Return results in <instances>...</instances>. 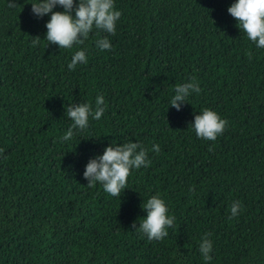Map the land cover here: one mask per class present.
<instances>
[{
  "label": "trees",
  "instance_id": "16d2710c",
  "mask_svg": "<svg viewBox=\"0 0 264 264\" xmlns=\"http://www.w3.org/2000/svg\"><path fill=\"white\" fill-rule=\"evenodd\" d=\"M32 2L0 0V264H264V48L229 14L235 0H115V35L94 29L71 49L44 39L50 14L34 15ZM80 49L88 63L70 71ZM193 78L199 94L170 106ZM99 95L103 116L62 140L66 108H95ZM205 108L228 121L216 141L190 126ZM129 141L160 152L132 170L121 198L89 187L87 163ZM157 194L175 221L150 241L136 228Z\"/></svg>",
  "mask_w": 264,
  "mask_h": 264
},
{
  "label": "clouds",
  "instance_id": "9594fccd",
  "mask_svg": "<svg viewBox=\"0 0 264 264\" xmlns=\"http://www.w3.org/2000/svg\"><path fill=\"white\" fill-rule=\"evenodd\" d=\"M32 12L38 17L50 14L46 24V39L49 44L59 45L60 49H71L74 45H83L88 40L90 33L96 29L115 35L116 24L122 13L116 9L115 0H33ZM62 6L63 11H54L57 6ZM17 6L16 0H9L8 7ZM73 10L75 15H73ZM229 14L238 22L237 27L242 30L247 39L254 42L258 48H264V0H235L228 8ZM41 37L35 36L33 45H38ZM48 44V45H49ZM96 46L100 50H111L112 45L107 36L98 39ZM251 59V52L248 53ZM86 50L80 49L74 53L68 64L70 71L75 70L78 64H87ZM201 91L199 83L193 78L190 82L177 84L175 94L171 98L170 106L180 108L181 102L193 93ZM105 98L99 95L95 101V108L91 103H80L66 108V115L72 121L71 126L65 132L62 140L72 139L78 132L89 127L90 118L99 120L105 112ZM228 121L216 111L205 108L202 113L195 116L190 126L194 129L198 138L208 141H216L218 136L225 131ZM160 152V146L154 144L151 149L137 142H126L105 148L102 155L92 158L86 166L84 177L88 180L89 187H95L97 183L103 190L113 197H120L121 192L127 188L128 178L133 169L151 164L148 158L149 151ZM211 150V148H210ZM3 149H0V154ZM193 189H190L192 191ZM241 202L235 201L231 205V216L236 217L240 213ZM147 212L139 227H133L148 240H163L169 235L168 229L174 225L175 216L169 215V208L163 198L153 195L142 204ZM209 233H205L200 241L199 251L205 261L212 260L210 253L213 244L208 239Z\"/></svg>",
  "mask_w": 264,
  "mask_h": 264
}]
</instances>
